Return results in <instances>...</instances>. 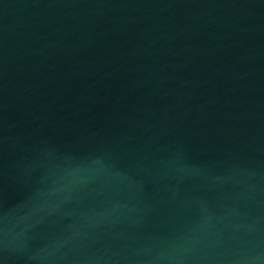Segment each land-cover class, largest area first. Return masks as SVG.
Here are the masks:
<instances>
[{
    "label": "water",
    "instance_id": "water-1",
    "mask_svg": "<svg viewBox=\"0 0 264 264\" xmlns=\"http://www.w3.org/2000/svg\"><path fill=\"white\" fill-rule=\"evenodd\" d=\"M0 264H264V0H0Z\"/></svg>",
    "mask_w": 264,
    "mask_h": 264
}]
</instances>
